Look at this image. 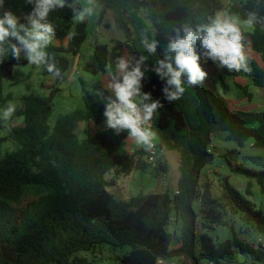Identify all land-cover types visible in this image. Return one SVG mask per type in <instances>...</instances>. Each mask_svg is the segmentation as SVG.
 Returning <instances> with one entry per match:
<instances>
[{
    "label": "trees",
    "instance_id": "trees-1",
    "mask_svg": "<svg viewBox=\"0 0 264 264\" xmlns=\"http://www.w3.org/2000/svg\"><path fill=\"white\" fill-rule=\"evenodd\" d=\"M98 1L102 6L99 21L110 11L124 39L96 45L83 71L92 75L108 73L115 59L125 55V49L129 58L147 56L141 44L142 34L160 42L157 55L146 61L142 91L163 104L152 127L158 143L178 154L176 192L166 190L120 200L108 190L133 171L151 168L166 174L169 165L165 159L151 167L144 148L115 154L122 148L126 134L99 129L106 119L103 113L108 96L99 85L83 94V106L51 125L58 86L66 81L72 60L89 38L87 24L75 23L73 9L68 6L78 5V0H67L65 7L55 9L49 16L56 27L57 43L48 50L58 61L63 79L53 76L54 87L47 96L21 97V107L14 114L23 118L21 124L8 127L0 121V132L7 129L8 139L17 143L13 151L2 155L4 139L0 138V264H101L81 254L102 247L124 251L113 264H158V260L170 264H232L235 254L249 258L252 264H264V249H256L234 235L217 242L207 232L197 234L198 223L203 229L226 226L225 213L230 211L264 236V210L255 209L227 178L222 181V193L217 199L207 184L198 186L201 170L218 155L213 141L221 133L226 134L221 139L240 148L249 140L253 147L264 148V110H231L208 75L195 86H188L186 75L182 76L184 94L168 102L162 92L165 81L151 70L156 59L163 58V46L176 28L204 23L218 12L244 19L249 11H255L264 18V0L233 1L227 5L221 0ZM31 9L32 5H26L24 0H4L0 14L11 10L21 23H26L23 17ZM245 38L250 50L260 56L261 65L250 58L247 72L219 67L220 77H242L264 91V23L245 31ZM195 48L207 72L204 49L199 43ZM211 63L208 60V65ZM27 64L23 53L16 60L10 52L0 62V107L5 102L2 81L12 77L15 66ZM42 74L51 75L44 70ZM236 85L250 98L245 87ZM84 123L91 124L95 131L79 139L77 129ZM235 154L239 152L234 149L224 156ZM231 171L255 180L264 192V160L258 170L237 164ZM109 174L112 176L106 178ZM251 185L249 181L245 195H250ZM172 222L179 230L176 239L168 230Z\"/></svg>",
    "mask_w": 264,
    "mask_h": 264
},
{
    "label": "clouds",
    "instance_id": "clouds-1",
    "mask_svg": "<svg viewBox=\"0 0 264 264\" xmlns=\"http://www.w3.org/2000/svg\"><path fill=\"white\" fill-rule=\"evenodd\" d=\"M24 2L26 5H32L31 11L23 17L26 23H21L20 17L11 10H4L0 14V62L9 52L16 60H19L23 53V58L29 65L44 70L55 78L63 79L58 61L48 50L56 34V27L49 20V16L55 9L65 7L67 0ZM96 2L97 0H84L82 4L68 5L73 9V20L84 23L93 16ZM3 8L4 0H0V9ZM262 23L264 18L255 11H249L244 19L229 12H218L209 16L204 23L183 24L176 28L163 46V58H157L151 69L165 81L162 88L164 98L173 102L182 97L186 90L182 76L186 75L188 86L198 85L206 79L208 74L199 63L201 55L196 51L197 43L204 49L203 56L219 67H226L235 72L249 71L250 47L244 29H253ZM141 44L147 56L117 57L114 67L104 78L105 86L114 93V98L106 97L103 115L107 128L117 134L127 130L129 137L137 145L150 150L157 138L152 121L163 104L160 100L153 99L151 93L142 91V82L145 79L146 61L150 56L157 55L161 45L158 40L149 39L146 34H142ZM15 112L16 106L8 104L0 112V121L7 126Z\"/></svg>",
    "mask_w": 264,
    "mask_h": 264
},
{
    "label": "rangeland",
    "instance_id": "rangeland-1",
    "mask_svg": "<svg viewBox=\"0 0 264 264\" xmlns=\"http://www.w3.org/2000/svg\"><path fill=\"white\" fill-rule=\"evenodd\" d=\"M233 1L244 2L245 0H221L223 5L231 4ZM83 2L84 0H78L79 4ZM101 10L102 6L97 0L93 16L85 21L88 26L89 38L82 45L78 57L72 60L66 74V81L58 86L60 91L53 100V113L50 118L51 125H53L58 118L83 106V94L93 91L95 85H99L105 90L103 82L104 74L92 75L82 70V67L88 61L96 45H110L111 40L116 41L119 36L123 35L115 26L110 11H107L104 18L99 21ZM244 31H251V29L245 28ZM56 43L57 39L55 38L52 45H56ZM124 52V56H128L127 49H125ZM250 58L261 65L260 56L251 50ZM208 60L210 59L205 58L203 62L207 68L209 81L219 94L225 98L231 110H241L245 112L264 110V91L262 89L254 87L248 80L242 77H220L219 66L212 61L211 65H208ZM236 84L245 87V91L250 94V98L247 97L246 93L242 94V89L238 88ZM52 87H54V77L51 75L44 76L41 69L29 64L15 66L13 68L12 77L2 81V92L5 102L1 105L0 112L10 103L16 106V110L20 108L21 97L23 95L33 94L47 96ZM22 122L23 118L15 115L8 122L7 126H16ZM104 128H106L105 121L99 129ZM93 131L94 129L89 128L85 123L80 124L77 129L79 139L90 136ZM124 132L126 137L123 146L115 154H127L139 148L145 149V147L137 145L135 141L129 137L127 130ZM225 136V133H221L220 137L213 141L214 146H216L214 152H218V155L215 156L212 163L201 170L198 186L202 187L207 184L210 188L211 195L217 199L222 193V181L227 178L229 183L239 193L251 201L255 209L264 210V192L261 191L256 181L231 171V168L237 164L256 170L260 169L264 160V148L253 147L252 141L250 140L240 148L231 141L221 139V137L224 138ZM0 138L4 139L1 143L2 155H4L5 152L13 151L17 147L15 141L8 139L7 129L0 132ZM153 142L158 143V138ZM234 149L238 150L239 154H235L232 157L224 156L228 151ZM165 154L167 155L166 162L169 165L168 173H155L151 168L146 171H133L128 176L120 177L116 186L108 188V190L120 200H127L139 194L147 195L150 193L164 192L166 190L173 193L176 192L179 175L177 168V153L166 150ZM160 160L165 161L163 157H161ZM111 176L112 174L106 175V178H110ZM249 181L252 183L250 195H245L246 185ZM225 220L226 226L213 225L207 229H203L200 223H198L197 234L207 232L217 242L230 239L234 235L256 249H264V236L261 235L253 225L243 222L238 214H234L230 211L225 213ZM168 230L174 233L175 239L178 237L179 230L173 222L170 224ZM173 245H175V243ZM176 245L178 244L176 243ZM123 252L124 251H113L109 248L102 247L96 249L93 253H82L81 255L88 258L89 261L96 263L113 264L116 256L122 255ZM234 259L232 264H252L249 258L239 254H235Z\"/></svg>",
    "mask_w": 264,
    "mask_h": 264
},
{
    "label": "built area",
    "instance_id": "built-area-1",
    "mask_svg": "<svg viewBox=\"0 0 264 264\" xmlns=\"http://www.w3.org/2000/svg\"><path fill=\"white\" fill-rule=\"evenodd\" d=\"M153 144L154 147L151 148L150 150H147V162L151 166L156 167L158 165V161L160 160V158L164 157L166 148L163 144L160 143L153 142ZM158 264H170V263L164 260H158Z\"/></svg>",
    "mask_w": 264,
    "mask_h": 264
},
{
    "label": "crops",
    "instance_id": "crops-1",
    "mask_svg": "<svg viewBox=\"0 0 264 264\" xmlns=\"http://www.w3.org/2000/svg\"><path fill=\"white\" fill-rule=\"evenodd\" d=\"M123 39H124L123 35L118 37V40L123 41ZM67 72H68V71H67ZM106 75H107V73H105L103 77L105 78ZM103 82H104V86H105V85H106V81H105V79H103ZM105 90H106V92L108 93V96H113V98H114V93H113L111 90L107 89L106 86H105ZM105 102H106V98H105ZM89 126H90V127H89ZM89 126H88L89 128H93L91 124H90ZM106 128H107V127H106ZM93 129H94V131H95V128H93ZM94 131H93V133H94ZM93 133H92V134H93ZM92 134H91V135H92ZM91 135H90V136H91ZM166 157H167V155L165 154V155H164V159H166ZM177 158H178V154H177ZM177 168H178V159H177ZM178 176H179V175H178Z\"/></svg>",
    "mask_w": 264,
    "mask_h": 264
}]
</instances>
